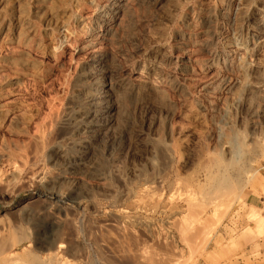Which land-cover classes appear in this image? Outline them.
<instances>
[{"label": "rangeland", "instance_id": "1", "mask_svg": "<svg viewBox=\"0 0 264 264\" xmlns=\"http://www.w3.org/2000/svg\"><path fill=\"white\" fill-rule=\"evenodd\" d=\"M261 220L264 0H0V264H264Z\"/></svg>", "mask_w": 264, "mask_h": 264}, {"label": "bare ground", "instance_id": "2", "mask_svg": "<svg viewBox=\"0 0 264 264\" xmlns=\"http://www.w3.org/2000/svg\"><path fill=\"white\" fill-rule=\"evenodd\" d=\"M127 2V1H126ZM118 4V3H117ZM111 6V8L113 9V12H114V10H115V18H119L120 17V15L123 13V7H125L126 8V4L125 3H122V4H118V5H115V4H112V5H110ZM102 13V12H101ZM114 13H112V15L114 14ZM106 15V14H105ZM100 16V18H101V15H99ZM106 20V19H105ZM96 89V88H95ZM98 89V88H97ZM94 90V89H93ZM97 91V90H96ZM98 92V91H97ZM96 92H94V94H95ZM93 94V95H94ZM97 95V94H96ZM95 95V96H96ZM98 96V95H97ZM90 97H92V95H90ZM100 97V96H99ZM98 99V98H97ZM100 99V98H99ZM90 101H91V99H90ZM93 101V100H92ZM93 102H95L96 103V101H93ZM97 102H99L100 103V101L98 100ZM95 103H93V104H95ZM98 103V104H99ZM92 104V103H91ZM92 104V105H93ZM97 105V104H96ZM111 107V106H110ZM93 108V107H92ZM96 108V107H95ZM91 110H93V109H91ZM112 110H114V108H112ZM94 111H97L96 109L94 110ZM99 111H100V109H99ZM115 112V111H114ZM96 113V112H95ZM112 113V112H111ZM98 115V114H97ZM96 115V116H97ZM113 115V114H112ZM94 116H95V114L93 113V112H86V114H85V119L87 120V119H91V118H94ZM82 117V116H81ZM97 118V117H96ZM95 120V119H94ZM93 120V121H94ZM88 123V122H87ZM91 123V122H90ZM110 123V122H109ZM109 128V127H108ZM110 129V128H109ZM107 131V130H106ZM55 189V188H54ZM50 191H52V190H50ZM62 192V191H61ZM60 191H56V189L55 190H53V192H48V193H46L47 194V196H51V197H54L56 200H60V199H62L63 198V195H62V193H61ZM44 193V192H43ZM120 215H122V216H124L123 214H120ZM129 215V214H128ZM132 215V214H131ZM121 216V217H122ZM134 217V216H133ZM132 217V218H133ZM136 218L138 217V215H136L135 216ZM134 217V218H135ZM140 217V216H139ZM138 217V219H135L136 221V223L138 222L139 224L141 223V222H143V221H141L140 220V218ZM207 217V216H206ZM123 218V217H122ZM126 217H124V219H125ZM128 218V217H127ZM131 218V219H132ZM196 218V217H195ZM198 218V217H197ZM204 218V217H203ZM142 219V218H141ZM145 219V218H144ZM143 219V220H144ZM134 220V219H133ZM148 220V219H147ZM195 220V219H194ZM128 221H130V220H128ZM127 221V222H128ZM148 221H150V220H148ZM197 222V224H198V221H196ZM205 222V221H204ZM264 222V220H261V223H263ZM134 223V222H133ZM201 223V222H200ZM145 224V223H144ZM146 224H147V221H146ZM145 224V225H146ZM131 225V224H130ZM145 225H143V226H145ZM149 225V224H148ZM147 225V226H148ZM211 225V224H210ZM131 226H133L134 227V225H131ZM130 226V227H131ZM138 226V225H137ZM146 226V227H147ZM203 226V225H202ZM205 226V225H204ZM213 227V226H212ZM150 228H153L152 226H150ZM179 228V227H178ZM181 228V227H180ZM184 228V227H183ZM186 228V227H185ZM199 228H201V227H199ZM131 229V228H130ZM143 229H144V227H143ZM154 229V228H153ZM156 229V228H155ZM190 229V228H189ZM188 229V230H189ZM210 229H212V228H210ZM134 230V229H133ZM174 230H175V228H174ZM178 230V229H177ZM139 231V230H138ZM142 231V230H141ZM140 231V232H141ZM190 231V230H189ZM189 231H188V233H189ZM145 232V231H144ZM179 232V231H178ZM184 232H185V234H184ZM165 233V232H164ZM180 233V232H179ZM183 233V237L186 235H190V234H186V230L185 231H182L181 232V234ZM157 234V233H156ZM163 234V233H162ZM167 234V233H166ZM150 235V234H149ZM147 236V235H146ZM179 236V235H178ZM185 236V237H186ZM191 236V235H190ZM136 237V236H135ZM150 237V236H149ZM193 237V236H192ZM151 238V237H150ZM174 238V237H173ZM180 238L182 239V240H184V238H182V236L180 235ZM187 238H188V236H187ZM186 238V239H187ZM136 239V238H135ZM165 239V238H164ZM194 239V238H193ZM138 240V239H137ZM136 241V240H135ZM162 241V240H161ZM166 241V240H165ZM164 241V244L166 245V243H167V241L165 242ZM170 241V240H169ZM179 241H181V240H179ZM163 242V241H162ZM184 242V241H183ZM190 242V241H189ZM202 242H203V240H202ZM207 242V241H206ZM185 243V242H184ZM191 243V242H190ZM190 243H189V245H190ZM137 244H139V243H137ZM186 245V244H185ZM187 245H188V240H187ZM145 246V245H144ZM167 246V245H166ZM169 247V246H168ZM177 247V246H176ZM174 248V247H173ZM161 249V248H160ZM147 250H149V249H147ZM152 250V249H151ZM172 250V249H171ZM140 251H142V250H140ZM165 251V250H164ZM168 251V250H167ZM175 251V250H174ZM182 251V250H181ZM143 252V251H142ZM163 252V251H162ZM161 252V253H162ZM138 253H139V251H138ZM148 253V252H147ZM169 253H174V252H171V251H169ZM140 254V253H139ZM143 254V253H142ZM155 254V253H154ZM154 254H151L152 256H150V254L148 253V256H150V257H153V255ZM157 254H159V256L157 255ZM156 254V257H153V258H155L154 260H152V264H153V262H154V264H177V261H179V259H176L177 257L174 255V254H172V255H170V254H168V253H163V255L162 254H160V253H157ZM168 254V255H167ZM176 254L178 255V253L176 252ZM144 255H147L145 252H144ZM140 256V255H139ZM138 256V257H139ZM142 256V255H141ZM139 257V258H142L143 259V257ZM172 256H174V257H172ZM135 257V256H134ZM146 259H148L149 260V262H146V260H145V264H151L150 262V260L152 259V258H150L149 259V257L147 258V256H144ZM179 257V256H178ZM184 259V258H183ZM182 261V260H181ZM181 261H179V264H180V262Z\"/></svg>", "mask_w": 264, "mask_h": 264}]
</instances>
